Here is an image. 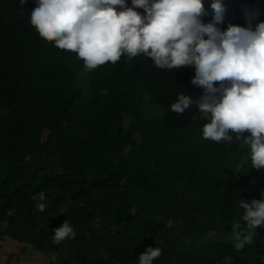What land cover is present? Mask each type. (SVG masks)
Segmentation results:
<instances>
[{
	"label": "trees",
	"instance_id": "1",
	"mask_svg": "<svg viewBox=\"0 0 264 264\" xmlns=\"http://www.w3.org/2000/svg\"><path fill=\"white\" fill-rule=\"evenodd\" d=\"M202 3L207 23L214 10ZM221 3L222 30L264 21V0ZM34 6L0 0V234L54 255L51 264H139L149 246L162 250L153 264H264V226L239 251L231 227L239 199L260 198L264 170L239 142L203 139L195 105L170 109L178 93L202 94L194 67L138 55L85 70L30 25ZM65 220L75 236L53 243Z\"/></svg>",
	"mask_w": 264,
	"mask_h": 264
},
{
	"label": "clouds",
	"instance_id": "2",
	"mask_svg": "<svg viewBox=\"0 0 264 264\" xmlns=\"http://www.w3.org/2000/svg\"><path fill=\"white\" fill-rule=\"evenodd\" d=\"M25 2L19 0L20 6ZM33 2L30 25L44 40L76 53L85 70L138 55L151 58L160 69L194 67L190 82L201 87L202 94L193 98L178 93L171 111L182 114L195 105L207 121L203 139L239 142L247 148L251 167L264 170V21L254 29L229 24L222 30L218 27L224 11L221 0H211L214 16L207 23L202 20L206 14L202 0H131V6L127 0ZM106 92L102 89L100 94ZM246 131L249 134L242 135ZM33 199L44 201V192ZM45 207L37 204L38 211ZM239 207L243 214L231 225L237 251L264 226V191L259 199H239ZM52 232L56 244L75 236L67 220ZM161 253L159 247H146L139 264H153Z\"/></svg>",
	"mask_w": 264,
	"mask_h": 264
},
{
	"label": "rangeland",
	"instance_id": "3",
	"mask_svg": "<svg viewBox=\"0 0 264 264\" xmlns=\"http://www.w3.org/2000/svg\"><path fill=\"white\" fill-rule=\"evenodd\" d=\"M80 85L85 87L84 76L81 77ZM146 100L147 97L144 98V101ZM142 109L147 117L158 113L147 102L143 103ZM128 123L129 120L125 117L124 125L127 126ZM136 140H139L138 136H136ZM54 260V255H44L30 245L18 243L0 234V264H51Z\"/></svg>",
	"mask_w": 264,
	"mask_h": 264
}]
</instances>
